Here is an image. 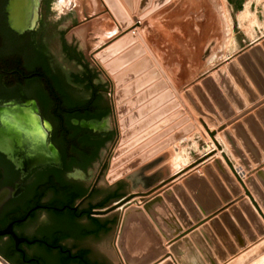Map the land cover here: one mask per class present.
Listing matches in <instances>:
<instances>
[{
	"label": "water",
	"instance_id": "95a60500",
	"mask_svg": "<svg viewBox=\"0 0 264 264\" xmlns=\"http://www.w3.org/2000/svg\"><path fill=\"white\" fill-rule=\"evenodd\" d=\"M108 1L114 7H110L113 12H122L118 0ZM124 1L128 6L131 5V0ZM167 1L152 0V8L155 9ZM5 2L6 0H0V252L4 255L0 254L1 261L5 264H120L112 246L115 226L114 243L125 264H152L165 253L163 240H170L182 233L183 227L186 231L178 235L171 247L178 264H217L213 253H216L221 261L226 258L227 252L233 253L236 246L226 242V235L217 219H211L209 226L203 224L197 230L195 227L189 228L190 217L199 220L201 211L208 214L218 206L220 201L212 186L222 200L227 201L230 198V193L226 191L219 177L213 172L209 173L208 165L204 171L211 184L201 177L193 179L191 176L183 179L184 183L189 185L192 199L175 190L177 196L168 192L164 193V197L155 196L146 200V196L158 188L160 183L130 192H127V184L122 180L108 187L102 178L108 159L92 193L81 183L69 178L71 168L90 170L97 166L115 136L112 130H89L73 126L69 123V118L108 115L107 98L104 92L95 87L91 69L74 46L64 42L63 47L85 69L93 88L91 100L87 105L74 107L67 104L53 79L47 61L38 54L30 35L27 32L20 36L12 34L3 16ZM150 2L151 0H139L138 8L141 10ZM120 40L121 38L113 41L111 47L107 48L112 49L113 45L118 47ZM262 45L264 46V41ZM140 46L143 49V45ZM104 48L101 49L102 52L110 49ZM249 53V56L245 54L238 57L241 68L231 67L236 63L234 61L226 64L227 68L231 67V76L221 75L219 79L225 97L215 83L204 85L210 98L224 115L229 114L230 103L235 108L242 109L243 98L252 101L257 92L264 93V51L258 45L251 47ZM124 57L126 61L130 59L126 55ZM145 62L147 63L138 64V71L153 65L149 56ZM107 68L116 71L117 67L110 65V68ZM152 69V74L159 77L160 68ZM136 74L137 72L122 74L123 81L118 77L114 78L117 88L116 100H126L119 106V114L124 115L128 110L135 108L134 105H138L137 101L143 96H130L144 85L149 87L144 95H156L165 88L170 98L174 94L167 79L168 82L159 79V83L152 79L151 83V79L147 80L150 78L148 75V78L142 75L124 85ZM195 95L205 109L210 110V99L202 91H196ZM158 99L160 98L152 100L153 106ZM188 101L195 112L201 113L200 106L192 96ZM178 105V100L172 99L159 110L160 113L158 111L150 114L135 124L133 120L137 113L127 115L121 120V126L127 128L123 135L128 137L143 130L149 126L152 119L165 111L175 109ZM37 111H41L42 115H38ZM180 112L182 113V110ZM256 113L258 119L250 115L243 119L245 127H233L237 138L251 157H257L258 151L250 133L264 150V108H260ZM133 114L135 115L132 116ZM42 118L52 124L50 144L45 143L47 132L42 126ZM207 122L216 124L212 117L207 118ZM192 127L188 124L183 134ZM228 133L225 131L222 136L233 148L235 156L244 159L241 151L236 150L232 144L236 142L235 139ZM210 135L213 136L214 131ZM201 159L203 157L198 158V161ZM240 161L245 166L244 161ZM213 163L231 192L238 194L239 205L261 233L264 225L253 209H245L250 206L239 195L241 189L232 174L219 157L215 158ZM255 177L259 183L256 178L250 176L246 178V183L264 207V169L257 170ZM19 181L26 182V190L18 197H11L12 187ZM137 197L140 201L135 200ZM140 202H143L142 206L138 205ZM98 207L105 208L92 210L93 214L98 215L89 216V210ZM231 210L248 239L253 240L255 234L251 232L241 214ZM221 218L233 227L238 246H244L245 239H242V235L232 226L231 220L224 218V214ZM210 228H213L222 240L224 238L222 242L225 249L220 242L214 240ZM187 232H190L189 236H185ZM256 251L248 253L239 261L251 258ZM160 264L171 263L163 261Z\"/></svg>",
	"mask_w": 264,
	"mask_h": 264
},
{
	"label": "rangeland",
	"instance_id": "374dc122",
	"mask_svg": "<svg viewBox=\"0 0 264 264\" xmlns=\"http://www.w3.org/2000/svg\"><path fill=\"white\" fill-rule=\"evenodd\" d=\"M51 2H53V12H47L44 10V8L43 9H40L39 7L37 8L38 3H36V7L34 8V10L36 13V8H37V13L40 16L38 17L39 22L42 21L47 25L51 26L52 28H55V26H58L60 28L62 26L63 27L69 26L70 29L65 33V37L69 41L73 42L76 51L81 55L83 61L87 65H89V67H91V69L94 71V80L97 83H101L102 85H104L105 90H107L105 91L104 94L107 98L109 114L100 120L93 119L91 121H88L87 123L96 130H112L115 132V136L113 137L100 163L94 168L87 170V173L83 178L84 185L88 186L94 180L98 169L101 167V165L103 166L105 165L107 159H108L107 165L102 174V178L107 184V186L111 187L120 180H122L127 184V192H130V191H138L139 189H147L157 183H160L162 180H165L173 173L175 174L177 171L179 172L178 174H180L181 172L184 173L188 171V170H182L181 168L185 167V164H190V162L197 160L201 156L203 157L206 154L214 153L211 155L213 156L215 155V153L217 154V152L218 153L221 152L220 154H222V150L217 148L213 138H211L213 141L211 142L210 137L212 136L206 134L201 135L200 133L197 132L187 137L186 139L184 138L183 140L180 141L179 145L178 144L175 145L172 150L166 152V150L168 149L167 147H170L171 144L172 145L174 144L173 142L175 140L178 141L179 139V137L177 136L176 138H173L172 140L169 139L164 143L158 141V138L164 134V131L166 129L162 132L160 131L163 130L165 123L169 122V119H167V121L162 120V122L157 125H155L156 123L154 122L155 119H152L151 120L152 122L149 123L150 126L144 127L143 130L134 132L133 134H131V136H128V138L123 135L125 129L127 128L121 126V120L127 115L132 113L135 114L137 113V115L134 117L135 120H133L134 124L137 123L138 121H141V119H145V117L149 115L150 112L149 109L154 107L153 106L154 102L152 101L153 103L152 102L149 103L148 102L149 99H147L146 96L137 95L136 97L143 96L140 97L141 99L139 98L140 100L138 99L139 100L137 101L138 105H134V107L135 106L136 107L133 108L132 110H128L127 111L128 113H126L125 115L119 114L118 108L126 100L125 99L121 101L116 100L117 88L114 78L115 77L117 78L118 75H120L122 72L125 73V71L128 70L131 66L138 64L139 62H142V60L146 58V56H150L153 65L150 66L149 68H145L143 71H141V69L137 71V74L133 78L128 80L124 85L128 84L137 76L138 77L142 76L139 75L142 72H147L148 70H152L153 67L158 69L160 67L163 71L162 72L159 69L161 73V77H159L158 79L165 78L166 75L164 67L163 65H161L159 58L155 57L153 51H151L148 48V46L144 41V38L142 37V35H140L141 32H144V34L146 35L145 39H147L148 36L150 37L154 31L153 27H156L157 25L155 21L149 20V21H144L141 24L140 22L135 23L137 25V29L135 31H132L133 33L130 32V34L125 36L126 38H129L131 36L132 40L130 39L131 40L130 44H132L133 42L132 46L128 49H125L124 52L118 55V53L120 52L119 49L118 52L116 51L115 54L113 53L114 55L111 56V57L114 56L112 59L116 58L117 61L123 57L122 61L125 64L119 66L120 68L117 70V72L112 73L108 70L107 67L110 64L114 66V63H116L117 61L112 62L110 64L109 62L108 63L105 62L104 65L101 61H99L100 59L98 58L100 57V54L101 53L103 54L104 52L102 51L98 52V49L102 47V45L105 44L108 40L113 38L116 34L120 33V31H122L123 28L120 26L121 28L119 29V27L117 26L116 24L117 21L114 18L112 11L107 6L105 0H51ZM121 2L123 5H125L124 7H127V5L123 2V0H121ZM170 5L172 8V14L169 17V20L167 19L168 22L165 20L164 22H166L165 24L168 30L172 34V39H175L176 36L178 35V38L181 40V42L187 40L189 45H187V49L186 48L179 49L180 47L178 48L177 44L172 43L171 47L168 48L164 47L159 50V53L162 55L163 59L165 55V60L166 61L169 60L171 61V63L177 62V59H180L183 63L182 65L183 68L181 70H180V66H178V68L177 67L175 68H176V72H179L180 70L182 75H184V70L186 68V65L187 67H189L188 65H190L191 59H189V57L194 56L195 54L196 55L198 54L199 58L197 59L196 63L194 60L193 63L194 69H192L194 71L192 73V76L195 73H198L200 70H204L208 66L222 60L229 54L233 53L236 49L243 47L245 45L246 46L250 45V46H248L246 49H244V47L239 49L235 53V55L234 54L231 55L232 57H230L229 59L231 58L237 59L240 55L249 53L251 47L253 46L260 45L261 50L264 51V46L262 45V42L264 41V35H262L264 34V0H171ZM134 11L138 12L135 9L134 10L131 9V11L128 10L129 13L127 12V15L130 18H132L135 15ZM131 12L133 15H130ZM36 16L37 14L34 16L33 22H36L37 25L38 22L35 21ZM103 20L106 21V25L103 28H101L100 25H102ZM154 23L155 26H152ZM179 24L181 25L179 29L182 32L173 35V32H175V29L178 27ZM195 27H196V33H195ZM53 31L54 33H51L49 31H46V33H44L40 31L38 34L42 36H46L50 50L53 52L54 56L59 60L60 65L63 68H65V70L69 72L79 71L81 65L79 64L77 65L74 61L67 62L63 60L61 47H60L61 37L59 35V32H57L59 31V29H55V30L53 29ZM133 36H135V38L137 37V41L134 40ZM139 36L141 37V42L139 40ZM167 37H169V35H167ZM256 37H258L259 39L257 38V40H255L254 42L251 41ZM192 39L193 41H191ZM121 40H123V37H121ZM250 41L253 43L251 44ZM141 43L145 47V53L144 51L141 53V51L137 50L138 45ZM134 49L137 50V55L133 54L131 56L128 55L127 57V54L129 52L130 53L133 52ZM115 55L118 56L116 57ZM125 55L127 58L130 59L128 61H126L125 59L124 62ZM229 59H227L226 61H228ZM226 61L222 64L227 63ZM171 66L173 67L174 65L171 64ZM221 67H223L224 69L227 70L228 73H230L229 69L226 67V64ZM137 69H139V67ZM214 71L213 73L208 72V74L204 75L203 78H206L207 76H212V74H214ZM119 79L122 81L124 80L122 76H120ZM155 83H159V82L156 81ZM169 83L170 85H172L170 81ZM170 85H168V88H170ZM146 89H147L146 85H144V87L140 89L137 92V94H142V92L145 91ZM76 93L78 95H83L85 94V91L83 89L82 92H79L77 90ZM134 96L135 95L132 94L130 97H134ZM158 100L160 101L163 99H158ZM161 103L158 104V102H156L155 106L156 107L161 106V108H163L164 104L162 101ZM160 112L161 111H159L158 113ZM142 113L145 114L143 116L142 115L140 116L139 114ZM135 114H133L132 116H134ZM153 114L155 113H152L151 115ZM163 115L164 114H161L160 116L162 117ZM157 126L158 128L154 130V128ZM151 129H152V133L148 134ZM153 133L156 134L155 137H152ZM205 135L207 138L205 137ZM221 137L224 140V143L226 144L224 137L222 135ZM153 139L154 141H152ZM148 141L151 142L148 144ZM126 145L128 146V149L125 150L124 148ZM229 151L231 152L230 149ZM156 154L159 156L156 157L157 159H154V157L157 156ZM211 156H209L208 158H210ZM134 161L137 162L136 165H133L135 168L132 167L130 169H127L126 173L124 174L125 171L122 170L130 166L132 163H134ZM195 162L188 165L187 169H189V167L192 166ZM115 165L117 167H115ZM197 165L191 167L190 169L196 167ZM115 171L119 172L118 176L121 178L117 181L115 180L114 182L111 180L110 177L114 175L113 173ZM135 200L140 201V198L137 197L135 198ZM115 231H116V226L112 238V246L120 264H125L124 262H122V259L117 251L115 243L113 244L115 238ZM161 258L152 264H160L163 261H165L164 260L165 258H163L162 260ZM167 261H169L171 264H175V262H173V258ZM236 261L233 264H243V260L242 261L236 260ZM256 263L264 264V253L260 259H258L255 262H252V264H256Z\"/></svg>",
	"mask_w": 264,
	"mask_h": 264
},
{
	"label": "crops",
	"instance_id": "0c3cea01",
	"mask_svg": "<svg viewBox=\"0 0 264 264\" xmlns=\"http://www.w3.org/2000/svg\"><path fill=\"white\" fill-rule=\"evenodd\" d=\"M170 2H171V0H169L168 2H166L165 4H163L162 6H160V7H158L157 9H155V10H152V11H150L151 13H149L147 16L145 15H143L142 17L143 18H141V21H140V24L141 23H143L144 21H149V20H152V21H155V23L157 24L156 25V27H153V33L151 34V36L149 37H147V39H145V37H146V35L144 34V32H141L142 33V35H143V38H144V41L146 42V44H147V46H148V48H150V50L151 51H153V54L157 57V58H159V61H160V63H161V65H163V67H164V70H165V72H166V76L168 77V79H169V81L172 83V85H173V88L175 89L174 90V94H173V96L170 98V96L168 95V93L167 92H165V90L167 91V88H165L161 93H156V95H154V94H147L146 95V97H147V99H149L148 100V102L150 103V102H152V98L153 99H155V98H160V99H163V100H158L157 102H159V103H161V101L163 102V106H166L167 105V103H169L172 99H177L178 100V102H179V105L175 108V109H172V110H169V111H165L164 112V115L161 117V116H159L158 118H156L155 117V121L154 122H156L155 123V125H157V124H160L161 122H162V120H166L167 121V119H169V122H167L165 125H167L168 123V126H165L164 125V128H163V130H161L160 132H162V131H164L165 129L166 130H168V129H172L177 123H178V125H179V129L177 130H175V132L174 133H177V135H175V138L178 136L179 137V139H178V141L176 142V143H174L173 145H171L167 150H166V152L167 151H169V150H172L173 149V147L175 146V145H179L180 144V141L181 140H183L184 138L186 139L187 137H189V136H191V135H193V134H195L196 132L197 133H200L201 135L203 134V132L201 131V129H202V127L204 126V129H203V131L205 130H207V126L209 127V129L211 128V130H217V134H216V136H217V139L221 142V143H223V147H226V148H224V150L227 152V154L229 155V158H231L232 160L231 161H233V164H234V167H238V170H239V167H242V170H244V172H242L241 170H239V171H241V172H239L240 174H241V177H242V179L244 180V179H246L247 177H249L250 175H255V173H256V171L257 170H259V169H264V150L262 149V147H261V145L257 142V140L251 135V133H250V136H251V139H252V142L254 143V146H255V148L257 149V151H258V156H260L259 158H257V157H251V156H249L247 153H246V151H245V149H244V147H242V149H243V151H244V156H246V159H247V161L249 162V163H251V167L249 168V170H247L241 163H239L235 158H234V156H233V154L229 151V149H230V147L228 146V145H226L225 143H224V140L222 139V137H221V132H223L224 130H231L232 129V127H233V125H235V124H237V123H241L242 124V126L243 127H245V122L243 121V119L247 116V115H252L255 119H258V116H257V113H256V111L258 110V109H260V108H264V102L260 105V106H256L255 107V105L258 103V102H260V101H262L263 99H264V93H260V92H257V94H256V97L254 98V99H252V101H249L248 99H245V98H243V107H242V109H237V108H235L231 103H230V108L233 110V111H231L230 110V114H228V115H224L223 113H221V111L216 107V104H214V102L212 101V99L208 96V99H210V101H211V104L213 105V107H214V109H216V114H213V113H209V112H205V115H210L212 118H214L215 119V117H216V120L215 121H217L216 122V124L217 125H215V124H209L208 122H206V119L202 116V114H198L197 112H195L193 109H192V107H191V105L189 104V102H188V100H186L187 98H185V96H183V94H184V92L186 91V90H190V89H192L193 88V86L195 85V84H202L203 83V76H204V74H206V73H208V72H210L211 70H213L215 67H217L218 65H220V64H222V63H224L227 59H229L230 57H232L231 55H235V53L239 50V49H241V48H243L244 47V49H246L248 46H250V45H248V46H243V47H240V48H238V49H236L233 53H231V54H229L228 56H226L225 58H223L222 60H220V61H218V62H216V63H214V64H212V65H210V66H208L207 68H205L204 70H200L198 73H195L193 76H192V73H193V71L194 70H192V69H194L193 68V63H194V60H195V63H196V61H197V59L199 58L198 57V54L195 56H191V57H189V59H191L190 60V65H188L189 67H187V65H186V68H185V70H184V75H182V73H181V69L183 68L182 67V65H183V63H182V61L180 60V59H177V62H172L171 63V61H169V60H165V55H164V59H163V57H162V55L159 53V50L160 49H162V48H164V47H166V48H168V47H171V45H172V43H174V44H177L178 45V48L179 49H181V48H183V49H187V45H189V43L187 42V40H184V41H182L181 42V40L178 38V35L176 36V38L175 39H172V34H171V32L168 30V28H167V26H166V22H164V20L165 21H167V19L169 20V17H170V15L172 14V8H171V5H170ZM105 4V3H104ZM106 6V5H105ZM125 6V5H124ZM126 8V7H125ZM152 9V8H151ZM105 11V10H104ZM136 15V14H135ZM100 16V15H99ZM110 16V15H109ZM181 17V16H180ZM103 18H105V17H103ZM112 18V17H111ZM168 22V21H167ZM104 23V24H103ZM155 23L152 25V26H155ZM116 24H117V26L119 27V29L121 28L120 27V25L116 22ZM106 25V21L105 20H103L102 21V25H100L101 26V28H103L104 26ZM181 27V25L179 24L178 25V27L176 28V29H178V30H176L175 29V32H173V35L174 34H176V33H181L182 31L179 29ZM122 31H120V33H121ZM120 33H118V34H116L113 38H111L110 40H108L105 44H103V45H107L108 43H110L115 37H117ZM195 33H196V27H195ZM167 35H169V37H167ZM262 35H264V34H262ZM261 35V36H262ZM258 37H260V36H258ZM258 37H256V38H254L253 40H251V41H255V40H257V38ZM259 39V38H258ZM176 40V41H175ZM191 41H193V39L191 40ZM250 41V42H251ZM253 42H251V44L253 43ZM169 43H170V46H169ZM102 45V46H103ZM128 49V48H127ZM243 50V49H242ZM200 52V51H199ZM181 53V52H180ZM182 58V57H181ZM234 60H237L236 58L234 59ZM171 64H173L174 66L172 67L171 66ZM184 65H185V63H184ZM215 65V66H214ZM178 66H180V70H179V72H176V68L175 67H177L178 68ZM214 66V67H213ZM142 69V71L145 69H143V68H141ZM148 70V69H147ZM148 72H150V70H148L147 72H142L141 74H139V75H144L145 73H148ZM164 72V73H165ZM213 75V74H212ZM138 77V76H137ZM140 77V76H139ZM149 77L150 78H148L147 80H149V79H151V83H152V79H153V81L155 80V82L156 81H158V82H160V80L158 79H155L154 78V76L152 77V75L150 76L149 75ZM200 78H203L202 79V81H201V79ZM160 79H164V80H166V78H160ZM149 82V81H148ZM154 83V82H153ZM216 84H218V83H216ZM202 86H203V84H202ZM253 89L255 90V88L253 87ZM205 93H206V90H205V88H203L202 89ZM181 91V92H180ZM207 95H208V93H206ZM222 94L224 95V97H225V92L223 91L222 92ZM136 96L137 95H142V94H135ZM193 95H194V97H195V99L201 104V102L199 101V98L195 95V93L193 92ZM135 96V97H136ZM169 96V97H168ZM150 97V98H149ZM162 97V98H161ZM150 99H151V101H150ZM183 100H185L186 102V105H185V103H184V101ZM256 100V101H255ZM251 105V106H250ZM201 107H202V109L204 110V106L201 104ZM252 107V110H250V108ZM160 108H161V106H154V107H152V108H150L149 110H150V112H149V115L150 114H152V113H156V112H158L159 110H160ZM190 108V109H189ZM182 110V113L180 112ZM246 110H250L249 112H248V114H246L245 116H240L236 121H234L233 122V119H235L237 116H239V115H241V114H243ZM205 111H207V110H205ZM190 112H192V113H190ZM193 114V115H192ZM216 115V116H215ZM195 117V118H194ZM195 119V120H194ZM196 119H198V120H196ZM199 123H201V126H199V125H197L198 124V122ZM201 121V122H200ZM197 122V123H196ZM208 123V124H207ZM188 124H190V125H192L193 127L187 132V133H184L183 134V132L185 131V127H187V125ZM222 126H226V127H224V129L220 132L219 130H218V127H222ZM201 127V128H200ZM213 128V129H212ZM194 129H196V130H194ZM197 129L199 130V131H197ZM165 130V131H166ZM193 130V131H192ZM164 131V132H165ZM159 132V133H160ZM155 133H153V136L152 137H155ZM174 135V134H173ZM172 135V136H173ZM204 135V134H203ZM171 136V137H172ZM151 137V138H152ZM205 137H206V135H205ZM207 138V137H206ZM210 140H211V142H213L212 141V139L210 138ZM174 141V140H173ZM214 144V143H213ZM229 148V149H228ZM231 150V149H230ZM165 152V151H164ZM221 152H217V154L215 153V155H213V156H211L210 158H208V159H206V160H204V161H202L200 164H198L196 167H194V168H192V169H187L188 168V165H190L191 163H193V162H195V161H197V160H194V161H192V162H190V164H185V167H183V168H181L182 170H188V171H186V172H184V173H180V174H178L179 172L177 171L175 174L173 173L171 176H169V177H172V176H174L175 178L172 180V181H170L169 183H167V184H165L162 188H160V189H158V190H156L155 192H153L152 194H150V195H148V196H146V200L147 199H149V198H152L153 196H155V195H157V194H162V192L161 191H163L164 189H166V188H170V187H172L175 183H179V182H183V179L187 176V175H189V174H191V173H193V172H195L197 169L199 170V172H201L200 174H202L203 173V175H205V173H204V170H202L201 169V167H202V165L204 166V164L206 165V164H211L212 165V163H211V160L216 156V155H218V154H220ZM204 155V154H203ZM159 155H157V156H155L154 157V159H157L156 157H158ZM202 157V156H201ZM217 157H219L220 158V156H217ZM216 157V158H217ZM153 159V158H152ZM222 159V158H221ZM187 165V166H186ZM227 165V164H226ZM227 167L229 168V170L231 171V173L233 174V176L235 177V179L237 180V182H238V185L240 186V188H241V195L240 196H242V199H247L250 203H251V205H252V207H253V209L255 210V212H257L258 214H259V216L261 217V219H263V222H264V216L262 215V214H264V211H263V209H262V214L258 211V209L253 205V203H252V201H251V198L249 197V195H247V188L246 187H244L241 183H240V181L236 178V176H235V174L232 172V170L230 169V167L227 165ZM201 169V170H200ZM215 170H217V169H215ZM218 172V171H217ZM220 177H221V175H219ZM168 177V178H169ZM168 178H166V179H168ZM222 178V177H221ZM223 179V178H222ZM162 181H164V180H162ZM161 181V182H162ZM223 181V184H224V186H225V188H226V191L228 192V193H230V199H229V201H226V200H222L220 197H219V195H218V193L216 192V189L212 186V189H213V191L216 193V195H217V199L220 201V204L216 207V208H214L213 209V211H211L210 213H208V214H203L202 213V211H201V217H200V219L199 220H193L191 217L189 218L190 220H191V226L189 227V228H192V227H195V230H197V229H199V227L201 226V225H207V226H209V222H210V220L211 219H217L218 220V223L221 225V227H222V231H223V233L226 235V238H227V241L226 242H228V243H235V241H236V238L234 237V229H233V227L231 228V225H230V223H226V222H224V220H222V219H220V216H221V214L223 213V212H229V210H230V207L231 206H234V205H238L239 204V200H238V195H235V194H233L232 192H231V190H230V188L226 185V182H225V180L223 179L222 180ZM160 182V183H161ZM157 184H159V183H157ZM157 184H155V185H157ZM144 202V201H143ZM143 202H141V203H143ZM131 203V202H130ZM140 203V204H141ZM126 206V205H125ZM139 206H142V205H139ZM241 209V208H240ZM242 210V209H241ZM200 211V210H199ZM240 214H241V212H240ZM230 216L234 219V217L230 214ZM241 216H242V218L244 219V221L247 223V225L249 226V228H250V222L248 221V219H246L244 216H243V214H241ZM232 219V226H234L236 229H237V231L239 232V230L241 229L242 230V228H241V226H240V224L236 221V219H235V221ZM199 223H200V225H199ZM189 228H187V229H189ZM210 230H211V233H212V235H213V237H214V240H216V241H218V242H220V245L222 246V247H224V245H223V240H224V238H223V240L219 237V234L212 228H210ZM184 231H186V228L185 227H183L182 228V233H184ZM182 233H179V234H182ZM189 233L190 232H187V233H185V236H189ZM240 234H241V232H239ZM179 234H177L176 236L178 237V235ZM176 236H173V240H175V238H177ZM175 237V238H174ZM172 239H171V241H172ZM255 240V239H254ZM171 241H167V240H165V242H164V244H165V247H166V252L164 253V255L162 256V258H161V260L163 259V258H165V257H167V258H165L164 260L165 261H167V260H169V259H172V256H169L170 255V252H168L167 253V248H170L171 247V244L170 245H168ZM250 241V240H249ZM247 240H245V248H243L242 247V249H240L241 247H236V252L234 251L233 253H230V252H227L226 253V258L224 259V260H219L218 258H217V256H216V253H213L214 254V257L217 259V264H232V263H234L236 260H240L243 256H245V255H247L248 253H250V252H252V251H256V249H258V251H256V254L254 255V256H252L251 258H248V259H246V260H243V264H252V262H255V261H257L258 259H260L261 258V256H263V253H264V234L263 235H260L259 236V238L257 239V241H255V242H251V243H249V245L246 247V245H247ZM113 244H114V241H113ZM256 245V246H255ZM211 248V247H210ZM239 248V249H238ZM252 249H254V250H252ZM212 250V249H211ZM236 253V254H235ZM228 258V259H227ZM227 259V260H226ZM123 261V260H122ZM222 262V263H221ZM158 263V262H157Z\"/></svg>",
	"mask_w": 264,
	"mask_h": 264
},
{
	"label": "bare ground",
	"instance_id": "6f19581e",
	"mask_svg": "<svg viewBox=\"0 0 264 264\" xmlns=\"http://www.w3.org/2000/svg\"><path fill=\"white\" fill-rule=\"evenodd\" d=\"M119 1V3H120V5H121V7H122V9H120L122 12H120V13H117V12H113L114 10H113V6L111 5V3H108V2H110V1H108V0H105V2H106V4H107V6L109 7V9L112 11V14H113V16H114V18L116 19V21L120 24V26L123 28V30H122V32L117 36V37H115L110 43H108L107 45H105V46H102V47H100L99 49H98V52H100V51H102L101 49H103V47H105L104 49L106 50V49H109L111 46H110V44L111 43H113V41L115 42V40H117V39H119V38H121V37H123V40H120V42H119V45H118V47H116L115 45H113V48L111 49H109L108 51H105L103 54L101 53L100 54V57H98L100 60L99 61H101L104 65H105V62H109V64L110 63H112V62H115V61H117V59L115 58V59H112L113 57H111L112 55H114L115 54V52L117 51H119V49H120V52L118 53V55L120 54V53H122V52H124L125 51V49H127V48H130L131 46H132V44H133V42H132V44H130L131 43V36L129 37V38H126L125 36L126 35H128V34H130V32H132V31H135L136 29H137V25L135 24L136 22L137 23H139L140 22V18H142V16L144 15H148V13L150 12V11H152V10H155V9H157V8H155V9H153L152 8V5H153V3H152V0H151V2L149 3V4H147V6H145L144 8H142L141 10L138 8V4H139V0H131L130 1V3H131V7L130 6H128V4L123 0V2L127 5V7L125 8L124 7V5L122 4V2H121V0H118ZM169 1V0H168ZM167 1V2H168ZM113 7L112 9L110 8V7ZM162 6V5H161ZM24 7V5L23 6H20V10H22V8ZM160 7V6H159ZM152 8V9H151ZM131 9L132 10H137L138 12H136V11H134V13L136 14V15H134L133 17H136V18H133L132 16V18H130L128 15H127V12H128V10H130L131 11ZM129 13V12H128ZM130 15H133L132 14V12H131V14ZM139 16V17H138ZM143 16V17H144ZM145 18V17H144ZM15 21H18V20H20V18L18 17V18H15L14 19ZM22 20H24V19H22ZM133 21H134V23H133ZM137 32V31H136ZM133 33V32H132ZM140 33V32H139ZM137 35V34H136ZM140 35H142V33H140ZM125 37V38H124ZM134 37V40H136L137 41V37L135 38V36H133ZM142 37H143V35H142ZM131 39V40H130ZM143 39V38H142ZM139 40H140V42H141V37L139 36ZM146 43V42H145ZM129 45V46H128ZM140 45H143L142 43L141 44H139L138 45V48H137V50L138 51H141V53L144 51V53H145V47H144V45H143V49H141L142 47L140 46ZM147 45V44H146ZM108 46H110L109 48H107ZM124 48V49H123ZM135 48V49H136ZM134 49V51L133 52H129L128 54H127V57H128V55L129 56H131V55H133V54H135V55H137V50H135ZM148 49V48H147ZM150 49V48H149ZM261 49V48H260ZM148 51V50H147ZM97 53V52H96ZM114 53V54H113ZM139 54V53H138ZM246 54H248V56H249V53H246ZM117 55V56H118ZM123 55V54H122ZM243 55H245V54H243ZM243 55H240L239 57H241V56H243ZM116 56V55H115ZM116 56V57H117ZM150 57V56H149ZM156 57V56H155ZM118 58H121V57H118ZM123 58V57H122ZM122 58L120 59V60H118L116 63H114V66L115 67H117L116 68V71H110L109 69V71L110 72H117V70L120 68L119 66H122L123 64H125V63H123V61H122ZM147 59V56H146V58H144L143 60H142V63H147V62H145V60ZM235 58H231V59H229L228 61H226L227 63H229V62H236V63H234V65L232 64L231 65V67L233 66H237V67H239V68H241L242 67V65H241V63L238 61L239 59L237 58V60H234ZM150 60H151V58H150ZM111 61V62H110ZM124 62H125V60H124ZM151 62H152V60H151ZM139 63H141V62H139ZM138 63V64H139ZM227 63H225V64H227ZM138 64H135V65H133V66H131L128 70H126L125 71V73L124 72H122L120 75H118V77L120 78V76H122V74H130V73H135V72H137L138 71V67H139V65ZM225 64H222V65H220V66H218V67H215L213 70H211V72H209V73H213V71L216 69V68H218V69H216L215 71H214V74L212 75V76H207L206 78H200L201 79V81H202V79H203V86H202V84H195L194 86H193V88L192 89H190L189 91L188 90H186L185 92H184V94H183V96H185V98H187L186 100H188V98H190V96H192L194 99H195V97H194V95H193V92L195 93L196 91H202L204 94H205V96L208 98V96H209V94L207 95L206 93H207V91H206V93L202 90L203 88H205V86L208 84V83H218L219 82V79H220V76L221 75H227V76H231V74L230 73H228L227 72V70L226 69H224L223 67H221V66H224ZM111 65V64H110ZM110 65L108 66L109 68H110ZM148 66V65H147ZM231 67H229L228 69H229V71L231 72ZM144 68V67H143ZM160 68V67H159ZM158 69V68H157ZM161 69V68H160ZM153 70V69H152ZM152 70H150V72H148V74H145L146 76L148 75H152V77L154 76L153 74H152ZM141 71H142V69H141ZM161 71H162V69H161ZM163 72V71H162ZM160 73V72H159ZM206 74H208V73H206ZM206 74H204V75H206ZM165 75V74H164ZM148 76H147V78H148ZM155 77V76H154ZM159 77H161V73H160V76ZM159 77H155V79H158ZM133 78V77H132ZM165 78L168 80V78L166 77V75H165ZM155 81V80H154ZM205 85V86H204ZM217 86H218V90L220 91V93L222 94V92L224 91L223 90V88L221 87V85H220V83L219 84H216ZM234 85H235V82H234ZM148 89V88H147ZM147 89L145 90V91H143L142 92V95L143 96H146V95H144V93H146V91H147ZM140 89H138V90H136V91H134V95L139 91ZM174 88H173V92H174ZM205 90H206V88H205ZM163 91V90H162ZM162 91H160L159 93H161ZM181 92V91H180ZM225 92V91H224ZM223 95V94H222ZM224 96V95H223ZM210 97V96H209ZM255 97H256V95H255ZM254 97V98H255ZM150 98V97H149ZM253 98V99H254ZM184 101V103L186 102L185 100H183ZM195 101L198 103V105L200 106V108H201V113L200 114H202V115H204L203 117L206 119V122H207V118L209 119V118H211V116L208 114V115H205V112H209L210 114L211 113H213V114H216V109H214V107H213V105L211 104L210 105V110H208V109H205V107H204V110L202 109V107H201V104L195 99ZM256 101V100H255ZM189 102V101H188ZM264 102V99L262 100V101H260V102H258L256 105H255V107L256 106H260L262 103ZM149 104V103H148ZM189 104H190V102H189ZM161 105H162V103H161ZM185 105H186V103H185ZM143 106H145V105H143ZM146 106H147V104H146ZM251 106V105H250ZM148 107H149V105H148ZM151 107V106H150ZM118 108V107H117ZM263 108V107H262ZM190 109V108H189ZM205 110H207V111H205ZM230 110L231 111H233L231 108H230ZM250 110H252V107L250 108ZM250 110H246L243 114H241V115H239V116H237L235 119H233V122L234 121H236L240 116H245L246 114H248V112L250 111ZM259 110V109H258ZM167 112V111H166ZM190 113H192V112H190ZM231 112L229 111V114H230ZM199 114V113H198ZM125 115V114H124ZM161 115V114H160ZM159 115V116H160ZM193 115V114H192ZM212 115V114H211ZM118 116H119V114H118ZM150 116V115H149ZM216 116V115H215ZM251 117H253L252 115H250ZM120 118V117H119ZM143 118V117H142ZM158 118V117H157ZM195 118V117H194ZM254 118V117H253ZM155 119V118H154ZM255 119V118H254ZM120 120V119H119ZM195 120V119H194ZM196 120H198V119H196ZM213 120L215 121L216 120V117H215V119L213 118ZM199 121V120H198ZM197 121V122H198ZM152 122V121H151ZM196 122V123H197ZM201 122V121H200ZM217 122V121H216ZM167 123V122H166ZM165 123V124H166ZM169 124V123H168ZM168 124L167 125H165V126H168ZM200 124V125H199ZM208 124V123H207ZM120 125V124H119ZM197 125H199V126H201V123H199L198 122V124ZM235 125H241L242 126V124L241 123H237V124H235ZM235 125H233V127L235 126ZM149 126H150V124H149ZM203 126V125H202ZM201 126V127H202ZM179 127V125H175L172 129H168V130H166L165 132H164V134L162 135V133H161V135L162 136H160L159 138H158V141H160L161 143H164V142H166V141H168L169 139H173V138H175V135H177L176 133H174L175 132V130L177 129ZM200 127V128H201ZM224 127H226V126H222L221 128H219L218 130H220V131H222L223 129H224ZM233 127H232V129L231 130H224L223 132H229L228 134L230 135V136H232L234 139H235V141L236 142H232V144L234 145V148L236 149V150H240L241 151V153L243 154V155H245L244 154V151H243V149H242V147H244L243 145H242V143H241V141H240V139H238L237 138V135L235 134V132L233 131ZM158 128V126L157 127H155L154 128V130H156ZM164 128V127H163ZM179 129V128H178ZM177 129V130H178ZM203 129H204V126L202 127V129H201V131L203 132V134H206V135H210V133L212 132V131H214V135L212 136V137H210V138H213L214 139V141H215V144H216V146L217 145H219L220 147H218L217 146V148L218 149H220V150H222V154H218V155H216L212 160H211V163H212V165L211 164H206V165H208L209 167H207V169L209 170V173H211V172H213V173H215L218 177H219V179L222 181L223 179V177L221 178L219 175H221L220 174V172H219V170H218V168L215 166V164L213 163V160L217 157V156H220V159L223 161V163L225 164V166H226V168L228 169V171L231 173V171L229 170V168L227 167V165L230 167V169L232 170V172L235 174V176H236V178L240 181V183L244 186V187H246L247 188V195L249 194V197L251 198V201H252V203H253V205L258 209V211L262 214V209H263V211H264V207L258 202V200H257V198H256V196H255V194L252 192V190H251V188L248 186V184L246 183V179H242V177H241V174L239 173V172H244V170H242V167H239V170H241V171H239L238 170V167L236 168V167H234V164H233V162L231 161V159L229 158V156L227 155V152L224 150V147H223V144L217 139V136H216V134H217V130H211V128L209 129V127L207 126V130L205 131H203ZM213 129V128H212ZM121 130V129H120ZM154 130H153V132H154ZM194 130H196V129H194ZM197 131H199L198 129H197ZM223 132H221V135L223 134ZM150 133H152V129L149 131V133L148 134H150ZM174 134V135H173ZM173 135V136H172ZM131 136V135H130ZM172 136V137H171ZM211 136V135H210ZM147 137V136H146ZM128 138V137H127ZM119 139H121V138H119ZM152 141H154V139L152 140ZM226 141V140H225ZM120 142V141H119ZM151 141H148V144L150 143ZM159 142V143H160ZM176 142V140L173 142V143H175ZM158 143V142H157ZM227 143V142H226ZM156 145V144H155ZM172 145V144H171ZM170 145V146H171ZM227 145L230 147V149H231V151H232V153L234 154V156L236 155V153L234 152V150H233V148L231 147V145L230 144H228L227 143ZM117 148H118V146H117ZM167 148H169V147H167ZM166 148V149H167ZM125 150L126 149H128V146L126 145L125 146V148H124ZM165 149V150H166ZM115 151V150H114ZM164 151V150H163ZM219 151V150H218ZM215 152V151H214ZM160 153V152H159ZM116 154V153H115ZM122 154V153H121ZM212 154H214V153H212ZM212 154H206V155H204L203 156V159H201L200 161H196L192 166H190L189 167V169L191 168V167H193V166H195V165H197L198 163H200V162H202L203 160H205L206 158H208L209 156H211ZM157 155V154H156ZM205 157V158H204ZM245 158L243 159V158H239L238 156H235V158H236V160L239 162V163H241L242 165H243V163L240 161V160H243L244 161V164H245V168L246 167H248V169L247 170H249V168L251 167V163H249L248 161H247V159H246V156H244ZM260 156H258L257 158H259ZM112 158H114V157H112ZM147 162V161H146ZM116 164V163H115ZM137 164V162H135L134 161V163H132L130 166H128V167H126V168H124L122 171H125L124 172V174L126 173V170L127 169H130V168H132V167H134L133 165H136ZM227 164V165H226ZM117 165V164H116ZM115 165V167H117ZM205 164H204V166L202 165V167H201V169L202 170H204V168H205V166H206ZM135 168V167H134ZM115 169V168H114ZM117 169V168H116ZM200 169V170H201ZM215 169H217V170H215ZM263 170V169H262ZM218 171V172H217ZM241 172V173H242ZM201 172H199V170L197 169L195 172H193V173H191V174H189V175H187L186 177L188 178V177H191L192 176V178L194 179H197V178H199V177H201L202 178V180H204V181H206V182H208L209 184H211V182H210V178L208 177V175H207V173L204 171V173H205V175H203V173L202 174H200ZM114 175V177L113 176H111L110 178H111V180L112 181H114L115 182V180L117 181V180H119L121 177H119L118 176V174H119V172H117V171H115L114 173H113ZM124 174H122V175H124ZM232 174V173H231ZM232 176H233V174H232ZM123 177V176H122ZM185 177V178H186ZM250 177H254V178H256L255 177V175H250ZM175 177L174 176H172V177H169L168 179H165L164 181H162L161 183H160V186H158V188H156L153 192H155L156 190H158V189H160V188H162L165 184H167V183H169L170 181H172L173 179H174ZM184 178V179H185ZM233 178L235 179V177L233 176ZM236 180V179H235ZM256 181H258L257 180V178H256ZM236 182H237V180H236ZM222 183H223V181H222ZM258 183H259V181H258ZM257 183V184H258ZM237 184H238V182H237ZM188 186L189 185H186L185 183H184V180H183V182H179V183H175L172 187H170V188H166V189H164L163 191H161L162 192V194H157V195H155L156 197H164V193H168V192H170V193H174V195L175 196H177V193H176V191L175 190H178V191H180V192H182V193H184L185 195H186V197H187V195L189 196V198H191L192 199V195H191V193L189 192V188H188ZM240 187V186H239ZM180 189V190H179ZM241 189V188H240ZM152 192V193H153ZM151 193V194H152ZM150 195V194H149ZM238 195V194H237ZM239 195H241V192H240V194ZM148 196V195H147ZM155 196H153V197H155ZM152 197V198H153ZM139 198V197H138ZM230 199V198H229ZM238 200H239V202H240V199L238 198ZM247 202H248V204H249V206L250 207H246L245 209L246 210H248V208H251L250 210H252L253 209V207H252V205H251V203L247 200V199H245ZM138 201V200H137ZM164 201H166L165 199H164ZM227 201H229V200H227ZM141 203V202H140ZM131 204V203H130ZM135 203H133V205H134ZM219 204H220V202H219ZM218 204V205H219ZM138 205H143V203H141V204H138ZM183 206V205H182ZM123 207V206H122ZM136 207H137V205H136ZM124 208V207H123ZM242 210H241V209ZM231 209H234V212L236 213V214H240V212H241V214H243V216L246 218V219H248V221L250 222L249 224H250V229H251V232H253L254 234H255V237H254V239L253 240H250L249 241V239H248V237H247V235L245 234V232L243 231V230H239V232H241V235H242V239H245V240H247L248 242H247V245H246V247L249 245V243H251V242H255L258 238H259V236L260 235H263L264 234V230L261 232V233H259L258 231H257V229H256V227L252 224V222H251V220L249 219V217H248V215H247V213H246V211L241 207V205H234V206H231L230 207V210H229V212H223L222 214H224V218H227L229 221L231 220V222H232V217L230 216V214L233 216V213H232V210ZM249 211V210H248ZM253 211H255L254 209H253ZM257 213V212H256ZM221 214V215H222ZM258 214V213H257ZM263 216H264V214H262ZM221 217V216H220ZM234 217V221H235V219H236V217L235 216H233ZM258 217L260 218V220H261V222H262V224L264 225V222H263V219H261V217L259 216V214H258ZM222 219V218H221ZM151 220V219H150ZM223 220V219H222ZM237 221V220H236ZM151 222H153V220L151 221ZM177 237V236H176ZM173 238V237H172ZM171 238V239H172ZM175 238V237H174ZM171 239L170 240H167V241H171ZM176 239V238H175ZM174 240L172 239V241L168 244V245H170L171 244V247H172V245H173V242ZM164 242H165V239L163 240V244H164ZM246 244V243H245ZM234 245L236 246V247H238V244H237V241H235V243H234ZM164 246H165V244H164ZM245 246V245H244ZM244 246H242L243 248H245ZM167 248L168 250H167V253L168 252H170V255L169 256H172V258H173V262H175V264H178L177 263V261H176V259H175V256H174V254H173V252H172V248ZM240 247V246H239ZM242 247L240 248V249H242ZM224 249H225V247H223ZM239 249V248H238ZM239 249V250H240ZM238 250V251H239ZM237 251V252H238ZM165 252H166V247H165ZM236 252V251H235ZM236 252V253H237ZM235 253V254H236ZM164 255V254H163ZM162 255V256H163ZM162 256H160L158 259H160ZM158 259H156L155 261H157ZM228 259V258H227ZM226 259V260H227ZM154 261V262H155ZM225 261V260H224ZM153 262V263H154Z\"/></svg>",
	"mask_w": 264,
	"mask_h": 264
},
{
	"label": "flooded vegetation",
	"instance_id": "af4514ba",
	"mask_svg": "<svg viewBox=\"0 0 264 264\" xmlns=\"http://www.w3.org/2000/svg\"><path fill=\"white\" fill-rule=\"evenodd\" d=\"M36 3H38L37 8L38 7L40 9L44 8V10L47 12H53V2H51V0H38V1L37 0H6L5 4L3 5V9H2L5 22L10 28L13 35L20 36L25 32H27L30 35V38L38 54L47 61L50 67L53 79L55 83L57 84L65 102L69 104L70 106H74V107H82L84 105H87L88 102L91 100L93 88H92L91 82L89 80L88 74L85 71V69L81 66L80 70L76 72H72V71L69 72L65 70V68H63L60 65L59 60L54 56L53 52L50 50L46 36H42L38 34L40 31L44 33H46V31L54 33L53 29L54 30L59 29V31L57 32H59V35L61 37L60 47H61L63 60L67 62L74 61L78 65L79 63L70 54H68L65 48L63 47L64 42H68L74 46L73 42L69 41L65 37V33L70 29V27L62 26L60 28L58 26H55V28H52L51 26L47 25L46 23L42 21L39 22L38 17L40 16L37 13V8H36V13L34 10V8L36 7ZM23 5L24 7L22 8V10H20V6H23ZM36 14L37 16L35 18V21L38 22L37 25H36V22H33L34 16ZM18 17L20 18V20L15 21L14 19ZM79 56L81 57L80 54ZM89 68L91 69V67ZM91 72H92V81L95 87H97L98 89H100L102 92L105 93V91H107L105 90V86L102 85L101 83H97L94 80V71L92 69H91ZM82 89L85 91V94L78 95L76 93L77 90L79 92H82ZM37 114L42 115V112L37 111ZM105 116H101V117L72 116L69 118V123L76 127H81V128H85L89 130H96L92 128L87 122L93 119L100 120L104 118ZM42 126L47 132L45 143L50 144L51 139H52V124L46 118H42ZM103 168L104 166L101 165V167L98 169L95 175L94 180L88 186L84 185L83 183V178L85 177L87 173V169L71 168L69 170V178L73 181L81 183L89 193H92L101 175ZM26 186L27 185L25 181L16 182L15 185L12 187L11 197H18L20 194H22L26 190ZM105 207H98V208L90 209L89 216L91 217L97 216L98 214H93L92 210L103 209ZM0 254L2 253L0 252ZM0 264H4L1 261V259H0Z\"/></svg>",
	"mask_w": 264,
	"mask_h": 264
},
{
	"label": "trees",
	"instance_id": "16d2710c",
	"mask_svg": "<svg viewBox=\"0 0 264 264\" xmlns=\"http://www.w3.org/2000/svg\"><path fill=\"white\" fill-rule=\"evenodd\" d=\"M7 258V257H6ZM8 259V258H7Z\"/></svg>",
	"mask_w": 264,
	"mask_h": 264
}]
</instances>
